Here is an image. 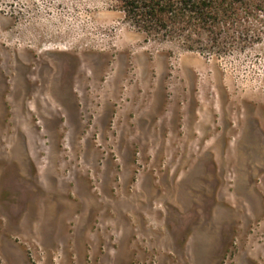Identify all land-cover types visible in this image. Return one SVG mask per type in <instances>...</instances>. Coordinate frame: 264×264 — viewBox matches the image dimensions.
Instances as JSON below:
<instances>
[{
    "label": "rangeland",
    "instance_id": "obj_1",
    "mask_svg": "<svg viewBox=\"0 0 264 264\" xmlns=\"http://www.w3.org/2000/svg\"><path fill=\"white\" fill-rule=\"evenodd\" d=\"M0 264H264V39L216 57L111 0H0Z\"/></svg>",
    "mask_w": 264,
    "mask_h": 264
},
{
    "label": "trees",
    "instance_id": "obj_2",
    "mask_svg": "<svg viewBox=\"0 0 264 264\" xmlns=\"http://www.w3.org/2000/svg\"><path fill=\"white\" fill-rule=\"evenodd\" d=\"M147 39L220 57L264 39V0H111Z\"/></svg>",
    "mask_w": 264,
    "mask_h": 264
}]
</instances>
